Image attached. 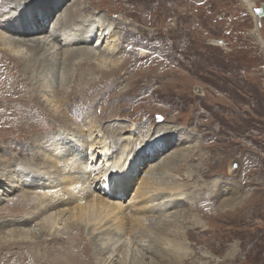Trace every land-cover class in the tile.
Masks as SVG:
<instances>
[{"label": "rangeland", "instance_id": "1", "mask_svg": "<svg viewBox=\"0 0 264 264\" xmlns=\"http://www.w3.org/2000/svg\"><path fill=\"white\" fill-rule=\"evenodd\" d=\"M82 1H84L85 4H82L80 10L84 12V15L86 16L98 15V12L104 13L105 10H107L108 16L114 18L116 21L121 20L117 25H112L113 28L116 27L114 31H111L113 34L110 35L113 36L109 35L106 38L107 40L105 39L103 45H100V51L115 47L116 42L117 45L122 47V50L116 57L113 55H106V59L109 61L115 60L121 62L124 59V57H122L124 56V53L127 54V52L131 50L132 51L129 53L135 54L136 59H130L126 55L125 59L126 61L131 62V66L123 68L122 65L118 78H116L117 80L114 79L105 84H100L99 82L93 89L84 91L82 96L76 95L78 91L74 90L72 92L73 96L69 97V102L65 103L63 107L64 110H67V112L72 114L75 107L81 103L88 104L97 101V103L93 105L96 106L98 103L105 101L108 105V110H112L113 108L111 107L115 106L114 111L118 109V111H116L117 113L119 112L118 115L122 114L121 116L129 118L126 119V117H124L119 119L118 121L121 125H132L133 122L135 126L137 125L136 127H140L142 126V118H144L146 124H148V121H151L153 125H155V123L174 125L176 127L179 125V127L185 131L182 133L183 136L191 133L188 135L189 137H185L184 140L190 142L191 145H196L195 147H197L199 151L185 152V155L192 156L184 166H182L181 173L174 172L172 174V177H174L176 181L178 180L179 183L184 185L185 195L183 199L188 200V197L192 195L194 190L199 188L204 182H210L215 180V178H225V182H232L233 184L235 182L238 183L242 179H250V188H247L246 191L242 190L241 193L236 192V194L234 190L237 186H232L231 188L224 187L221 195H219L220 198L216 197L213 199L215 201L218 200L216 204L219 202H222L223 205L230 204L226 208L231 209L233 208L232 205L235 206L238 204V201L242 200L241 203H243V206L232 209V211H229V214L223 211L216 213L214 208L205 207L204 211L209 218H203L199 212H196L200 221L199 223H196L195 219L192 218L191 221H188L189 223L184 222V225L181 228L177 227V230L179 231V237L177 239L184 242V251L189 258L187 263L194 264L193 261L196 260L195 264H264V213H262L264 211V94H262L264 93V18L259 17V20L256 21L251 14L254 12L257 15L264 0H197L200 1V3L197 4H204L203 6L191 5L193 3H186L185 0H144V2L143 0ZM70 2L65 4L68 6V3ZM97 2H100L99 5ZM11 3L6 7L10 6ZM176 3L181 4L184 11L187 12V20L184 23L182 19L178 22L172 20V15L175 14L173 9H175L177 5ZM249 4L253 7V12H251ZM75 5H77V7L79 6V4ZM96 5L98 6L96 7ZM142 10L143 12H141ZM140 12L141 14H139ZM195 12H198L200 15V21L195 20ZM214 13H218L219 15H214ZM212 17L217 20H213ZM206 20L209 21V27L198 35L197 29L205 25ZM0 24L5 26L6 22L2 21ZM59 26L60 25H56L57 28L54 27V37L52 40H57V37H59V33L61 32ZM50 33H52V31ZM179 33L182 35H179ZM116 34L119 35L116 36ZM33 35L34 36L30 37H40L37 34ZM110 39L112 40L111 42ZM214 43L217 45H214ZM108 45L110 46L107 47ZM181 50H184L185 52ZM221 60H225V63ZM7 63L9 64L11 61L3 63V66L1 65V70L3 72L10 69H20V67L13 69V66H11V68L10 64L6 66ZM219 65H221V67ZM146 66L147 72H145L146 70H141L142 72H139H145L140 79V85H134L129 77L128 71H130V68L134 70ZM195 69L197 71H195ZM69 70L72 71L74 69L71 66ZM156 71L161 74H154ZM92 72L95 76L99 75V72L95 73L94 70ZM121 72L124 73L122 74ZM174 73L178 74L180 77H173L172 75ZM23 78V76H20L19 81L11 80L8 83L11 96L13 87H22L24 96L23 101L25 102L24 113L27 114V116L31 114L30 122L27 123L26 127L23 126L26 123L19 120L21 115L20 107L15 109L9 105L10 102L12 104L18 103L16 98L12 96V100H9L8 102V108L0 117V174H2L3 169L5 171L6 166H8L7 164H9L8 162L11 163L9 165L13 164L12 167H14L8 174H12L13 176L19 174L15 170V165L12 162L14 159L20 161V164H23V161H26L31 157L38 160L39 158L34 157L33 150H37L39 156H41L42 152H46L39 147V144H41L40 142H42L40 136L45 135V137H47L58 131H51L55 128V122L41 117V115H43L42 112H46V108L38 102V97L34 98L30 94V91H26L28 90V87L24 86L23 83L27 80ZM62 94L63 90L59 89L57 95L61 96ZM11 96L9 99H11ZM109 104L112 106H109ZM56 106L52 104V109L60 112L61 107L58 105ZM88 107H90V105ZM84 108L85 106H82L80 110H83ZM68 116L75 119V117L70 114H68ZM130 119L134 120L136 123ZM75 120L78 122L77 119ZM2 125L16 126L17 128H2ZM122 131L123 130L115 132L121 137V142L119 144V146L121 145L120 149H124L125 146H123V143L127 136L131 137L133 134L132 129L125 130L124 133H121ZM147 131L148 130H146V132ZM84 132L86 136L89 135L91 137L90 141L88 140L86 143H84L86 139L83 142L78 140L81 136L64 134L67 138L74 140L70 143L72 145L73 154H76L73 159V164H78L77 166L91 165L92 167L93 163L96 164L95 169L93 170V177H91L90 172L87 176V180L85 177L81 184L84 186L89 185L87 187H89V191L92 195L98 193V195H101L104 198L107 197L106 199L108 201L110 200V203H122L121 209L123 210V216H117L115 219L112 216H109L106 218V221H109V225H112L123 218L124 220L126 219L125 221H127L128 232L121 237V241L127 242L131 239L129 228L131 229L132 226L131 230L139 228L137 226L142 225H138L141 223L140 219L146 218L147 215L156 214L148 213L144 208L138 210L144 214L131 212L130 208L133 207L134 202V196H132L133 192L135 194L136 188L142 183L141 179L144 180L143 178L148 172L149 174H152L151 171L156 166L157 167L154 169V174H156V176H168V172L165 168H162L158 163L160 162V164H163L167 155L169 152L173 151L172 148L174 147L171 149L166 148L161 151L160 148L151 150L149 153H145L144 156L138 155L142 151H138L134 154V158L130 159V164H134L135 169L122 174L125 179L127 178L130 181L133 180V183L131 186H125L126 183H121L120 189L117 192L131 193L121 199H109V195L105 191L101 192L96 187L91 186L94 180H96L95 185H99L98 177L102 174L106 165L109 164L100 159L98 155H95L97 150V140L108 141V135L111 133L109 131L107 133L108 135H105L104 131L89 132L86 130ZM101 134L105 135L102 139H100ZM122 137L126 138L123 139ZM134 137L135 139H145L144 133H142V136L140 137ZM117 141L119 143V140ZM83 143L86 145L91 144V150H88L89 147L83 149ZM58 146L62 148L59 149L62 151L70 149V147L64 143H61ZM130 146L133 147L134 150H138L136 146ZM118 154L120 155L121 151H119ZM147 154L149 155L145 156ZM119 155L116 157V160H119ZM60 156L64 159V156ZM94 157L96 158V162H93L92 160ZM131 157L132 155L130 158ZM199 157L201 160L198 159ZM32 167L39 168L40 165L37 164ZM96 168H98V170H96ZM187 171H192L195 176H198L204 181L200 182L197 181V179H189L187 177ZM180 174H183L182 178L180 177ZM202 175L206 178H203ZM15 182H17L16 178H10V182L8 180L3 183L0 182V197H3L2 193H6V188L10 186L9 184ZM63 185L64 183L60 184V186ZM65 186L66 185H64V187ZM29 188L36 191L33 187ZM54 188L55 191L59 187L55 185ZM20 190L13 192L10 195V198L19 193ZM40 191L41 190H37L35 196L42 194ZM92 195L88 198L85 197L82 201H76V198L68 200L64 205H61L59 209H68V211L66 210L67 215H71L74 213L75 206H78V204L84 203L85 201V204H90L91 199L93 198ZM239 195L240 197H238ZM156 197H160L159 194L147 197L149 207L159 205L158 202L152 203V200ZM7 199H9V197ZM6 200L2 199L0 201V209L5 206ZM56 200L57 199L55 198L53 201ZM88 200L90 202H88ZM193 200H195V198ZM177 201H180L177 208H187L186 206L193 205V202H181L178 198H166L165 200L160 201V203H163L164 211H166ZM246 204L248 205L244 207ZM253 204H255V206L250 208L249 205ZM13 208L16 210V207H12V209ZM249 208L250 211L247 213ZM24 209L25 208H22V210L20 209L19 211H23ZM13 211L14 210H10L11 213H8L7 217L19 218L20 215ZM254 213L257 215L252 219L251 217ZM219 215L224 216V218L221 216L219 217ZM232 216H237V218H228ZM5 217L0 214V232L8 228L26 225L24 222H5L3 221ZM132 218L135 220V223ZM247 218H251L252 220L246 221ZM149 220L150 219L146 220L145 223H150L151 220ZM102 225L103 223L96 225L97 229ZM93 227L94 225L92 227L91 225H88L86 229L78 227L75 230H79L80 234L84 233V235L87 236L89 228L90 231H92ZM188 228L193 230L195 228L196 231H199L201 235L200 238H202L204 242L201 241L200 243H195L188 239L186 235ZM84 235L82 236L85 238ZM86 238L88 239V237ZM49 242H40L41 252H43L44 247ZM57 243H59L57 245L60 246L65 245L62 242ZM91 246L93 247V245ZM92 247L90 248L92 264H99V256L96 255V251L94 250V247ZM196 247L200 250L201 256L196 257V254H191ZM188 254H191L193 257L190 258Z\"/></svg>", "mask_w": 264, "mask_h": 264}, {"label": "bare ground", "instance_id": "2", "mask_svg": "<svg viewBox=\"0 0 264 264\" xmlns=\"http://www.w3.org/2000/svg\"><path fill=\"white\" fill-rule=\"evenodd\" d=\"M70 1L0 0V22H6L5 26L0 24V117L8 108L9 100H12V96H14L18 103L12 104L10 102L9 105L15 109L20 107L21 115L19 120L26 123L23 125L24 127H26L27 123L30 122L31 114L27 116V114L24 113L25 102L23 101L24 96L22 87H13L11 96L8 83L11 80L19 81V77L23 76V79L27 80L23 83L24 86L28 87V90L26 91H30L32 97H38V102L43 105L44 108H46V112H42L43 115L40 114L41 117L43 119H48L49 121L55 122V128H53L51 131L58 130L53 135L51 134L52 136H40L42 139V142L40 143L42 145L39 144V147L46 152H42L41 156H39L37 150H33V155L35 158H39L38 160L31 157L26 161H23V164H20V161L14 159L12 162L15 165V170L19 174L16 176L8 174L14 168L12 167L13 164L9 165L11 164L10 162H8L9 164H7L8 166H6L5 171L3 169L2 174H0V182L2 183L6 180L10 182V178H16L17 181L15 183L9 184L10 186L6 188V193H2L3 197H0V201L2 199L6 200L9 197V199L6 200L5 206L0 209V214L4 217L6 215L3 221L24 222V224H26L25 226L8 228L0 232V264H92V256L90 252V248L92 247L91 245H93L96 255L99 256V264H188L187 261L189 258L184 251L185 244L184 242L177 239L179 237V231L177 230V227L181 228L184 225V222L189 223L188 221H191L192 218L195 219L196 223H199L200 221L196 215V212H199L201 217L206 218V212L204 211L205 207L214 208L216 213L223 211L229 214V211H232V209L243 206L241 200L238 201V204L235 206L232 205L233 208L229 209L226 207H228L230 204L223 205L222 202L216 204L218 200L215 201L213 199L221 195L224 187L231 188L232 186H237V188L234 190L235 193H241L242 190L246 191L247 188H250V179H242L238 183L235 182L233 184L232 182H225V178H215V180L210 182H204L199 188L194 190L192 195L190 194L191 196L188 197V200L183 199L185 195L184 185L179 183L178 180L177 182L176 179L172 177V174L174 172L181 173L182 166H184V164L192 156L185 155V152H194L195 150L196 152L199 151L197 147H195L196 145H191L190 142L184 140L185 137H189L188 135L191 133L183 136L182 133L185 131L181 129L179 125H177L178 127L159 123H155V125H153L151 121H148V124H146V120L144 118H142V126L140 127H136L137 125L135 126V124L132 122L134 120L132 119H130L132 120V125H121L118 120L126 116H121L122 114L118 115L119 112H116L118 109L114 111L115 106L113 107L111 104H109V106H112L111 108L113 109L108 110V105L105 101L98 103L96 106L93 105L97 103V101L88 104L81 103L75 107L74 111H72V114L67 112V110H64L63 107L65 103L69 102V97L73 96L72 92L74 90L78 91L76 95L82 96L84 91L93 89L99 82L100 84H105L113 81L114 79L118 78V74L122 69V65L123 68L131 66V62L126 61L125 59L126 55L130 59H136L135 54L129 53L132 51L131 49V51L127 52V54L124 53V56H122L124 59L121 62H117L114 59V61H109L106 59V55H113L116 57L122 50V47L117 45L116 42V46L114 45L115 47L100 51V45H103L105 39L110 34H113L111 31H114L116 28H113L112 25H117V23L121 20L116 21L114 18L108 16L107 10H105L104 13L98 12V15L86 16L84 15V12L80 10L82 4H85L84 1ZM67 2H70L68 3V6L65 4ZM185 2L193 3L191 5L196 6L202 5L197 4L200 3V1L197 0H185ZM9 3H11V5L6 7L9 5ZM75 4H79V6L77 7ZM98 5H96V7ZM249 7L251 12H253V7H251L250 4ZM173 10L175 12L174 15L171 14L173 21L178 22L180 19H182L184 23L187 20V12L184 11L181 4H177ZM141 12H143V10ZM141 12L139 14H141ZM216 14L218 13H214V15ZM251 14L256 19V21L259 20V16H257L254 12ZM194 15L195 20L201 19L198 12H195ZM212 18L215 21L217 20L214 17ZM130 21L132 22L131 19ZM205 23V25L202 24L203 26L197 29L198 35H200L202 31H205L207 27H209V21L206 20ZM56 25H60L59 27L61 32L59 33L57 40H52L54 37V27H56ZM51 31L52 33H50ZM33 34H37L40 37H30L34 36ZM118 35L119 34H116V36ZM179 35L182 34L179 33ZM111 41L112 40L110 39V42ZM214 45L217 44L214 43ZM109 46L110 45L107 47ZM7 61H11L9 64L10 67L13 66V69H17L18 67H20V69H10L3 72L1 70V65L3 66V63ZM9 64L7 63L6 66ZM71 66L74 69L72 71L69 70ZM219 66L221 67V65ZM146 68L147 66L134 70L130 68V71H128L129 69L127 70L134 85H140L142 74L147 72ZM93 70L95 73L99 72V75L95 76V74L92 72ZM141 70L146 71L139 73L142 72ZM195 71L197 70L195 69ZM154 74L161 73L156 71ZM172 76L180 77L175 73ZM59 89L63 90V94L61 96L57 95ZM10 96L11 99H9ZM52 104L61 107V111L59 112L58 110L56 111L52 109ZM89 105L90 107H88ZM82 106H85V108L80 110ZM68 114L74 116L78 122L73 117H69ZM126 119L129 118L126 117ZM2 128L17 127L2 125ZM131 129L133 130V134L131 137H125L126 140L123 143V146L125 147L124 149H120L121 145L119 146V144L121 142V137H119L115 132L123 130L121 133H124L125 130ZM86 130L89 132L104 131L105 135H108L107 133L109 131L111 133L108 135V141H99V139L97 140V150L95 155H98L100 159L109 164L106 165L104 171L98 177V187L95 185L96 180H94L91 186L96 187L101 192L105 191L109 195V199H121L131 193L117 192L120 189L121 183H126L125 186H131L133 183V180L130 181L127 178L125 179L122 174L135 169L134 164H130V159L134 158V154H136L138 151H142L138 155L144 156L145 153H149L151 150L160 148L161 151L166 148L171 149L174 147L172 148L173 151L169 152L167 155V158L163 164H160V162L158 163L162 168H165V170L168 172V176H156V174H154V169L157 167L156 166L152 169V174H149L148 172V174L144 176V180L141 179L142 183L136 188L135 194L131 190L133 192L132 196H134L133 207L130 208L131 212L139 214L141 212L138 210L144 208L148 213L150 212L156 214L147 215L146 218L140 219L141 223L139 222L140 224L138 225H142L137 226L139 228H135L133 230H131L133 226L131 229L129 228L131 239H129L127 242L121 241V237L126 232H128L127 221H125L126 219L124 220L123 218L119 222H116L112 225H109V221H106V218L109 216H112L114 219L117 216H123V210L121 209L122 203H110V200L108 201L106 199L107 197L104 198L101 195H98V193L92 195V193L89 191V187H87L89 185L84 186L81 184L85 177L87 180V176L90 172L91 177H93V170L95 169L96 164L93 163V167L91 165L77 166L78 164H73V159L75 158L76 154H73L72 145L70 143H72L74 140L67 138L64 134H75V136H81L78 140L83 142L86 139L84 142L86 143V141H90L91 138L89 135V137L86 136L84 132ZM146 130L148 131L146 132ZM142 133H144L145 136L144 140L137 138L135 139L134 136L140 137L142 136ZM105 135L101 134L100 139H102ZM117 140H119V143ZM61 143L69 146L70 149L66 151L59 150L62 149L58 146ZM84 143L83 149L89 147L88 150H91V144L86 145ZM129 144L136 146L138 150H134V148ZM119 151H121L120 155L118 154ZM60 155L64 156V159H62ZM118 155L119 160H116ZM131 155L132 157L130 158ZM148 155L149 154L145 156ZM81 158L83 160L82 156ZM198 159L201 160L200 157ZM92 160L93 162H96L95 157ZM37 164L40 165L39 168L32 167L33 165ZM96 170H98V168H96ZM187 172V177L189 179H197V181L200 182L202 181L201 178L195 176L192 171ZM202 176L203 178H206L204 175ZM180 177L182 178L183 174H180ZM62 183L66 185V188L64 185L60 186ZM55 185L59 188L54 191ZM29 187H33V189L36 191L41 190L40 193L42 194L35 196L36 191H33ZM16 190H20V192L10 198V195ZM157 194H159L160 197L154 198L152 203L158 202L159 205L149 207L147 197ZM91 195L93 196L91 203L85 204L86 201H83L84 203L78 204V206H75V209L72 208L74 209V213L71 215H67L68 209H59V207L64 205L68 200L76 198V201H82V199L85 197L88 198ZM238 197H240V195ZM55 198L57 200L53 201ZM166 198H178L181 200V202H193V205L186 206L187 208H177L180 203V201H177L170 209L164 211L163 203H160V201L165 200ZM194 198L195 200H193ZM88 202L90 201L88 200ZM255 204L249 205V207L253 208ZM247 205L248 204L244 205V207ZM12 207H16V210L15 208L12 209ZM22 208L25 209L23 211H19L20 209L22 210ZM250 208L247 210V213H249ZM10 210H14L13 212L18 213L20 217H7L8 213L12 212H10ZM262 213H264V211ZM256 215L257 214L255 213L252 214L251 218L254 219ZM220 216L221 215H219V217ZM221 217L224 218V216ZM207 218H209V216ZM228 218L235 219L237 216ZM251 218H247L246 221L252 220ZM148 219L151 221L149 220L150 223L146 224L145 221ZM133 222L135 223L134 219ZM102 223L103 225L97 229L96 225H100ZM88 225H91V227L94 225V227L92 231H90L89 228L87 236L84 235V233L80 234L79 230H75L78 227L86 229ZM82 235H84L85 238ZM186 235L188 239L194 241L195 243H200L201 241L204 242L202 238H200L201 235L199 231H196L195 228L194 230L188 228ZM86 237H88V239ZM41 241H50L46 246L44 245L45 251L42 248L43 252L40 251ZM57 242H62L65 245H57L59 244ZM191 254H196V257L201 256L200 250L197 247ZM191 254H188L190 258L193 257ZM193 263L195 264L196 260H194Z\"/></svg>", "mask_w": 264, "mask_h": 264}, {"label": "water", "instance_id": "3", "mask_svg": "<svg viewBox=\"0 0 264 264\" xmlns=\"http://www.w3.org/2000/svg\"><path fill=\"white\" fill-rule=\"evenodd\" d=\"M257 16H259L260 18H264V2L261 9L257 13Z\"/></svg>", "mask_w": 264, "mask_h": 264}]
</instances>
